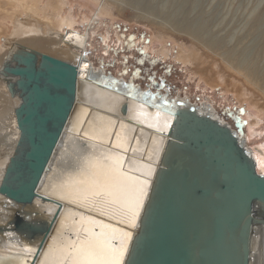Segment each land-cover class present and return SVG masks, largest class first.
<instances>
[{
  "label": "bare ground",
  "instance_id": "obj_1",
  "mask_svg": "<svg viewBox=\"0 0 264 264\" xmlns=\"http://www.w3.org/2000/svg\"><path fill=\"white\" fill-rule=\"evenodd\" d=\"M106 1L108 2L100 4V7L113 17L112 5L116 7L121 0ZM174 2L167 1L165 6L160 5L165 10L169 7L168 13L162 10L166 18L196 40L203 42L214 39L217 40L218 48H225V38L219 37V31H215L216 18L212 13L195 6L193 0ZM66 4L63 0H0V186L10 157L16 154L15 146L20 135L15 108L21 99L8 87L11 75L3 71L4 64L12 61L15 52L36 51L77 65L79 74L76 99L60 140L64 144L57 152L59 157L52 156L49 170L45 171L36 188L41 197L36 196L28 205L14 202L0 193V264H28L29 257L33 260L30 264H53L59 255L56 250L61 243L77 239L78 227L80 240L86 238L85 229L89 227L96 232L101 231L99 227L89 223V218L117 230L114 234L110 229L105 231L115 235L117 239L114 244L117 247L122 242L126 244L124 264L132 239L139 228L162 152L170 139L166 132L173 117L142 101L147 99L169 103V96L162 97L151 91L138 90L126 81L108 76L104 70L98 69L85 53L88 34L80 33L73 14L64 12ZM154 5L155 3H148L152 10H156ZM9 22L14 30L11 35L6 36L7 40L3 45L2 34L9 29ZM247 27L246 36L264 37V10L249 21ZM243 41L244 37L239 38L236 60L240 64L247 63L252 74L264 77V57L257 51L254 58L249 57L253 49L247 48ZM78 50L84 52L83 55H78ZM178 57L187 60L182 51ZM203 79L211 87L219 83L213 84V79L209 76ZM187 105L198 106L201 113H209L221 123L229 124L205 103L191 102ZM251 116L252 127L260 126L262 117L255 114ZM96 136L100 138H95ZM118 142L121 147H116ZM27 145L24 141L22 149ZM262 149H252L259 173H264V148ZM108 154L124 157L121 171L125 176L117 177V184L134 190L133 193H119L113 202L112 196L86 195V185H74L72 191L64 186L69 176L85 179L78 176V173L82 170L91 173L92 170L87 167L89 160L110 163L106 159ZM18 157L24 160L23 154ZM8 182L17 185L13 178ZM141 191L138 215L134 217V197L139 196ZM38 208H41L40 212H37ZM19 218L24 219L23 221H36L33 222L38 225L36 232L43 231L39 229L40 226L46 227L45 234L37 236V245H34L31 252L27 251L30 245L28 242L34 236L28 234V237L17 231L14 224ZM123 233H130V239L124 237ZM251 264H264L262 227H256L252 237Z\"/></svg>",
  "mask_w": 264,
  "mask_h": 264
},
{
  "label": "water",
  "instance_id": "obj_2",
  "mask_svg": "<svg viewBox=\"0 0 264 264\" xmlns=\"http://www.w3.org/2000/svg\"><path fill=\"white\" fill-rule=\"evenodd\" d=\"M11 60L3 71L21 99L15 108L20 135L0 193L29 205L68 124L79 74L77 65L46 53L15 52ZM158 95L171 102L142 101L173 117L170 139L124 264H251L254 231L264 229V173L252 149L229 124L187 105L190 100ZM23 220L14 227L34 236L32 249L46 227L36 232V221Z\"/></svg>",
  "mask_w": 264,
  "mask_h": 264
},
{
  "label": "rangeland",
  "instance_id": "obj_3",
  "mask_svg": "<svg viewBox=\"0 0 264 264\" xmlns=\"http://www.w3.org/2000/svg\"><path fill=\"white\" fill-rule=\"evenodd\" d=\"M63 1L67 3L64 12L73 14L79 32L88 34L85 53L98 69L138 90L205 103L239 132L250 149L263 150L264 77L252 74L247 63L236 60V54L239 38L244 37L243 43L253 49L249 57L254 58L256 51L264 57V37L246 36L248 22L264 10V0H193L216 18L215 31L225 38L224 49L214 39L196 40L162 14L169 11V7L162 9L167 1L182 0H121L112 5L113 17L100 7L106 0ZM153 2L156 10L148 6ZM8 25L3 45L14 30L11 22ZM180 51L186 61L178 57ZM83 53L78 50L77 54ZM208 76L213 84L219 83L211 87L203 79ZM254 114L262 120L253 128Z\"/></svg>",
  "mask_w": 264,
  "mask_h": 264
},
{
  "label": "snow or ice",
  "instance_id": "obj_4",
  "mask_svg": "<svg viewBox=\"0 0 264 264\" xmlns=\"http://www.w3.org/2000/svg\"><path fill=\"white\" fill-rule=\"evenodd\" d=\"M95 138H100V136H96ZM116 147H121V144L118 142ZM106 159L110 163L89 160L87 167L92 170L91 173L89 174L86 170L78 173V176L85 177V179H77L76 177L69 176L64 186L69 191H72L74 185H86L88 189L86 195L112 196L114 197L113 202H115V197L119 193H133L134 190L124 188L117 184V177L125 176V173L121 171L124 157L118 154H108ZM128 179L133 178L128 177ZM113 189H116V191H113ZM141 197L142 191L139 196L134 197L136 208L134 217L138 215ZM89 223L99 227L101 231L96 232L94 228L89 227L85 229L87 232L86 238L80 240V229L78 227L76 229L77 239H68L61 243L56 250L59 255L53 261V264H123V257L127 252L126 244L122 242L121 246L117 247L114 244V240L117 239L115 235L105 231L110 229V232L114 234L117 230L110 225L103 224L91 218H89ZM123 235L130 239V233H123ZM27 251L31 252L32 249L29 248Z\"/></svg>",
  "mask_w": 264,
  "mask_h": 264
}]
</instances>
